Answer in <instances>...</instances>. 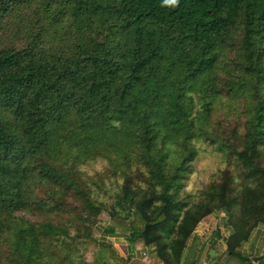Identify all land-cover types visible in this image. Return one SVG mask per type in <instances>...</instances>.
<instances>
[{"label": "trees", "instance_id": "trees-1", "mask_svg": "<svg viewBox=\"0 0 264 264\" xmlns=\"http://www.w3.org/2000/svg\"><path fill=\"white\" fill-rule=\"evenodd\" d=\"M223 167L188 188L203 146ZM225 264L264 226V0H0V264ZM186 256V257H185Z\"/></svg>", "mask_w": 264, "mask_h": 264}, {"label": "crops", "instance_id": "crops-1", "mask_svg": "<svg viewBox=\"0 0 264 264\" xmlns=\"http://www.w3.org/2000/svg\"><path fill=\"white\" fill-rule=\"evenodd\" d=\"M103 214L101 215L103 221L97 226L96 237L102 242L114 245L122 257L126 259L130 258L132 247L126 236L122 233L106 234L104 232L109 223V219ZM223 214L216 213L207 215L198 224L185 250V255L188 256L192 247L196 244V253L192 262H188L187 264L226 263L229 258L226 238L230 235L231 230L223 220ZM240 251L243 255L251 257L249 264H264V257L259 260H254V257L264 255V226H259L252 231L249 239L240 247ZM138 258L139 255L132 256L129 264H133Z\"/></svg>", "mask_w": 264, "mask_h": 264}, {"label": "rangeland", "instance_id": "rangeland-1", "mask_svg": "<svg viewBox=\"0 0 264 264\" xmlns=\"http://www.w3.org/2000/svg\"><path fill=\"white\" fill-rule=\"evenodd\" d=\"M203 148L204 150L201 151L198 159L194 162V172L188 181V188L194 191L203 188L223 167L220 155L216 154L211 146L205 145ZM103 215L108 218L107 213Z\"/></svg>", "mask_w": 264, "mask_h": 264}, {"label": "water", "instance_id": "water-1", "mask_svg": "<svg viewBox=\"0 0 264 264\" xmlns=\"http://www.w3.org/2000/svg\"><path fill=\"white\" fill-rule=\"evenodd\" d=\"M263 257H264V255L256 256V257H254V260H259V259H262Z\"/></svg>", "mask_w": 264, "mask_h": 264}]
</instances>
